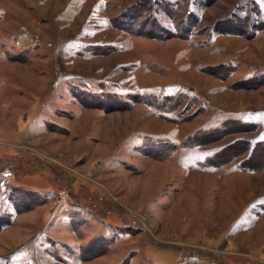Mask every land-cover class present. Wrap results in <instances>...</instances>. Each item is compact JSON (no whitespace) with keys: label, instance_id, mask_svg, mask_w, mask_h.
<instances>
[{"label":"rangeland","instance_id":"obj_1","mask_svg":"<svg viewBox=\"0 0 264 264\" xmlns=\"http://www.w3.org/2000/svg\"><path fill=\"white\" fill-rule=\"evenodd\" d=\"M0 264H264V0H0Z\"/></svg>","mask_w":264,"mask_h":264}]
</instances>
